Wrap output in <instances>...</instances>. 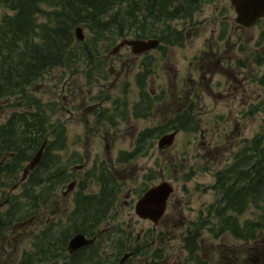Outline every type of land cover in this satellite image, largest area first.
Masks as SVG:
<instances>
[{
    "label": "trees",
    "instance_id": "16d2710c",
    "mask_svg": "<svg viewBox=\"0 0 264 264\" xmlns=\"http://www.w3.org/2000/svg\"><path fill=\"white\" fill-rule=\"evenodd\" d=\"M206 1L215 0H0V7L8 12L0 18V182H4L0 184V242L4 243L9 229L29 225L19 232L32 237V249L25 250L22 264H57L63 259L66 264L113 263L101 253L98 242L76 251L72 259L64 258L72 235L81 232L94 236L114 217L111 214L116 208L119 184L109 168L107 172L95 168L92 176L99 191L79 192L68 220L64 221L58 211V202L50 198L54 199L58 187H63L72 176L60 154L67 143L66 126L59 119L52 121V114L57 111L55 104L44 103L34 94L39 80L53 69L73 68L80 63H90L86 74L92 77L96 69L105 70L106 55L111 48L129 36H159L168 45L184 43L181 32L170 31L168 27V32L162 29L160 33L159 27L165 29L170 21L181 17L191 18ZM78 27L88 31L84 42H77L75 38ZM147 70L149 72V67L143 72ZM145 74L148 73L142 77ZM261 82L264 84V77ZM139 84L145 88L143 81ZM151 99L148 101L144 97L143 110L135 105L137 117L150 114ZM12 107L17 109L10 110L6 120L1 121ZM262 108L264 110V102L251 111ZM194 115L190 104L181 110L176 120L167 124L166 131H197ZM107 116L110 117L108 113ZM163 131L161 127L143 131L140 142L148 143L154 134L161 135L166 132ZM46 140L40 164L23 183L27 190L22 195L13 193L11 190L19 182L20 173ZM137 155L130 153L124 161ZM215 178L211 186L216 193L215 201L209 205L206 215L192 223L184 238L188 260L193 264H212L210 255L196 256L207 230L217 239L229 233L235 239L254 243L252 246H224V258L221 257L224 264L239 261L241 264H264V125L236 152L233 162L216 172ZM51 207L56 219L47 220L44 212ZM249 211L252 216L242 220L241 216ZM40 216L44 228L35 232L31 224ZM120 227L118 224L114 228ZM28 230L32 233L28 234ZM107 234H111L117 244L114 264L128 251L133 252L134 257L151 255L148 245L142 247L133 242L135 236L130 237L129 242L126 233L111 229ZM144 236L149 242L152 230ZM245 252L247 255L243 256ZM154 262L152 260L151 264Z\"/></svg>",
    "mask_w": 264,
    "mask_h": 264
},
{
    "label": "rangeland",
    "instance_id": "374dc122",
    "mask_svg": "<svg viewBox=\"0 0 264 264\" xmlns=\"http://www.w3.org/2000/svg\"><path fill=\"white\" fill-rule=\"evenodd\" d=\"M6 12L0 7V18ZM236 17L230 0L202 2L191 18L181 17L170 21L165 29L159 27L160 33L163 30L168 32V27L170 31L181 32L184 43H165L164 52L158 47L141 55L134 54L131 47L121 48L116 55H107L106 70L98 68L92 77L86 74L90 63H80L73 68L51 70L39 80L36 91L32 89L44 103L55 104L57 111L52 114L53 121L59 118L66 124L68 144L60 154L74 180L80 184L96 164L104 161L111 163L115 178L123 183L115 217L110 223L122 224L135 234L157 228L158 233L145 243L151 255L146 258L136 256L132 264H151L152 260L155 261L153 264H192V260H188L189 253L184 248L183 238L192 223L206 215L209 205L215 201L216 193L211 186L215 183L216 172L233 162L236 152L264 125L263 108L251 111V108L255 109L264 102V85L259 83L264 77V63L261 67L258 63L252 65L245 54L240 56L242 67L230 59L216 70L211 65L201 69L196 63V58L210 54L207 51L213 36L219 38L222 34L216 29L214 35V23L217 21L223 23L219 30L226 29L225 37L248 39L251 41L249 48L260 45L253 52L264 50V19L256 27L231 28L230 25L237 26ZM85 33L87 35V29ZM231 64L234 72H240L241 77H236L237 81L244 79L242 83L229 77L232 73L227 71V67ZM146 67L152 71L143 72ZM144 73H148L142 78L145 89H140L138 80ZM191 80L202 81L201 89H193ZM191 90L194 92L192 97ZM145 92L155 96L149 115L135 117L131 110L127 120L118 118L114 125L98 118L96 111L101 105L112 107L115 100L124 98L131 108ZM190 104L198 122L197 131H180L166 152L158 150L159 137L148 143H136L141 130L156 126L164 130L167 123L176 120L181 110ZM4 119L2 116L1 121ZM140 144L138 156L127 164H117L116 159L121 153L135 150ZM81 165H85L83 170L79 167ZM163 180L172 181L176 189L165 217L156 226L136 214L135 204L144 188ZM64 189L66 187L59 186L54 199L62 203L61 211H72L75 192L65 196L62 194ZM85 189L96 192L98 185L91 179ZM26 190L27 186L23 185L11 191L22 195ZM51 198V201L54 200ZM251 216L249 211L241 219ZM35 221L31 227L38 232L44 228V222L41 216ZM28 226L9 229L4 243L0 242V264H22L25 250L32 249V237L19 232ZM31 233L32 230H28V234ZM223 245L241 247L254 243L235 239L229 233L217 239L209 231L204 232L202 252L209 253ZM240 250L238 254L242 257ZM210 254L214 256H211L214 263L219 262L218 252Z\"/></svg>",
    "mask_w": 264,
    "mask_h": 264
},
{
    "label": "flooded vegetation",
    "instance_id": "af4514ba",
    "mask_svg": "<svg viewBox=\"0 0 264 264\" xmlns=\"http://www.w3.org/2000/svg\"><path fill=\"white\" fill-rule=\"evenodd\" d=\"M214 25L216 26L215 29H213V32H214V35H215V30L218 29L219 32L223 33V28H221L219 30V27L221 25H223V23H220V21H217L214 23ZM238 28H241V27H238ZM226 29L224 28V31ZM222 35V34H221ZM220 35L219 38H215V36H213L212 38V43L210 44V47H209V50L207 52H210V54L208 55H203L205 57H210V59H205V57L201 56V57H198L196 58V63H199L200 64V68L201 69H204L205 67H211L213 68V70H216V67H219V66H224L225 65V62L226 60L230 59V60H234V61H237L239 63L238 67H242L241 66V59H240V56H242V54L246 56V58H248V62H250V64L253 65V63L255 61H259V63L261 64L264 59V50H262L260 53H257L255 52V54H253V50L256 46H260L258 44H255L254 47L252 48H249V44L251 41H249L248 39L244 40L243 38H233V37H222ZM232 40V41H231ZM225 42V43H223ZM162 48V47H161ZM235 51V52H234ZM239 51H242L239 53ZM256 57H259L256 59ZM214 61V62H213ZM259 67H261V65H258ZM233 67V64L230 65V67L228 68L227 67V71L231 72L232 74L229 75V77L234 81L236 82L237 81V76H240V72L239 71H235L232 69ZM241 77V76H240ZM248 77V76H247ZM246 77V78H247ZM244 81V79H243ZM243 81H237V82H240L242 83ZM192 84H193V89H201V86H202V81H197V80H191ZM261 85H264V84H261ZM192 90L190 91V96L192 97ZM150 103V102H149ZM143 104H146V102H142L140 104V107L141 108H144V105ZM114 106H115V113H114V116L115 115H118V112L121 111V109L123 107H128L129 104H127V102L124 101V98H118L117 100L114 101ZM130 116H128V114L126 113L125 115H121L120 116V119H123V120H127V118H129ZM117 120V118H112V120ZM113 124V122H112ZM114 125V124H113ZM143 134V132L141 131L138 135H137V138H136V143L139 144L140 140H141V135ZM203 136V135H201ZM140 146L141 144L138 146V148H136L133 152L134 154H136L137 152H140L139 149H140ZM167 150L165 151H160V152H166ZM121 154H124L121 153ZM121 156V155H120ZM84 166L85 165H81L79 166L80 169H84ZM81 177V176H80ZM72 194V193H70ZM70 194H68L67 196H70ZM65 200V198L63 199ZM165 217V216H164ZM163 217V218H164ZM162 218V219H163ZM68 220V217L65 216V222ZM161 221V220H160ZM121 227L118 228V229H115L114 225H111V224H107L106 227H103V230L102 232L98 235L97 237V240H95L94 243L92 244H89L87 246H90L91 245H94L95 243H99L100 245V250H101V253L104 254V257L106 258H109L111 262H113L112 264H114V259H113V253H114V249L116 248L117 244L116 242L114 241V239L111 237V234H107L105 235L106 233H108L111 229H113V231H117V232H122V233H126V237L129 236V239L128 241L130 242V237H136V239L133 241L136 245H142V247H145V243L147 242L144 234H145V231H143L142 234H135L134 231H131L129 229H125V227L123 225H120ZM154 234H157L158 231H157V228L153 230ZM163 232V231H161ZM159 232V233H161ZM94 233V230H92L91 234ZM101 235H105L103 237H101L100 239V236ZM117 236H119V234H117ZM185 238V237H184ZM184 238H183V242H184ZM100 239V240H99ZM87 246H84V247H87ZM83 247V248H84ZM220 248L221 246H218L217 247V250H218V260L221 264H224V260H221V257L224 258V254H225V247L223 245V249H222V256L220 255ZM212 251H210L209 253H206V252H202L200 251L199 253L197 252L196 253V256H201V255H210ZM75 252H72L68 255L67 253L65 254L64 258H70L72 259L73 258V254ZM189 256V255H188ZM139 257H142V256H139ZM145 257V256H143ZM115 258V257H114ZM146 258V257H145ZM121 259L122 257H120V260H118L117 264H119L121 262ZM64 261H62V264H66V261L65 259H63ZM134 261V256L132 258H129L127 259L124 264H132ZM222 261V262H221ZM68 263V262H67ZM257 263V262H256ZM192 264H193V261H192Z\"/></svg>",
    "mask_w": 264,
    "mask_h": 264
},
{
    "label": "water",
    "instance_id": "95a60500",
    "mask_svg": "<svg viewBox=\"0 0 264 264\" xmlns=\"http://www.w3.org/2000/svg\"><path fill=\"white\" fill-rule=\"evenodd\" d=\"M231 2L238 14L237 21L243 26H253L258 19L264 17V0H231ZM76 38L78 40L84 39L83 29L80 27L76 29ZM125 45L132 46L134 53L142 54L153 48H156L159 45V40L126 39L114 48L113 53H117L118 50ZM176 134L177 131L164 135L159 141V147L161 149L170 147L175 140ZM44 148L45 144L25 168L23 180L26 178L28 173L35 169V167L40 163ZM173 191V185L167 181L153 186L137 202V215L144 219H150L155 224L158 223L167 210L168 200ZM92 242H94V239H87L84 234H77L70 241L69 250L74 252L75 250ZM129 256L130 254L125 255L121 261V264H123Z\"/></svg>",
    "mask_w": 264,
    "mask_h": 264
},
{
    "label": "bare ground",
    "instance_id": "6f19581e",
    "mask_svg": "<svg viewBox=\"0 0 264 264\" xmlns=\"http://www.w3.org/2000/svg\"><path fill=\"white\" fill-rule=\"evenodd\" d=\"M25 140V139H24Z\"/></svg>",
    "mask_w": 264,
    "mask_h": 264
}]
</instances>
